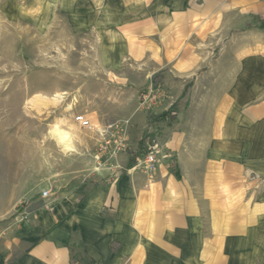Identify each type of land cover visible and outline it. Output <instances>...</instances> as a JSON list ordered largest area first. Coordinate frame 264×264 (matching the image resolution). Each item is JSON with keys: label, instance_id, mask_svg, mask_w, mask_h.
I'll return each instance as SVG.
<instances>
[{"label": "crops", "instance_id": "0c3cea01", "mask_svg": "<svg viewBox=\"0 0 264 264\" xmlns=\"http://www.w3.org/2000/svg\"><path fill=\"white\" fill-rule=\"evenodd\" d=\"M40 1L26 16L95 37L77 110L128 148L0 217V264H264V0ZM151 83L164 99L140 108Z\"/></svg>", "mask_w": 264, "mask_h": 264}, {"label": "rangeland", "instance_id": "374dc122", "mask_svg": "<svg viewBox=\"0 0 264 264\" xmlns=\"http://www.w3.org/2000/svg\"><path fill=\"white\" fill-rule=\"evenodd\" d=\"M41 3L0 0V217L6 221H21L37 188L82 181L91 169L109 165L110 155L96 158L104 138L74 120L84 103L81 86L98 75L95 37L69 33L62 17L26 16ZM226 39L220 36V47ZM55 123L70 132L74 151L60 150L49 132Z\"/></svg>", "mask_w": 264, "mask_h": 264}, {"label": "built area", "instance_id": "2783aa9c", "mask_svg": "<svg viewBox=\"0 0 264 264\" xmlns=\"http://www.w3.org/2000/svg\"><path fill=\"white\" fill-rule=\"evenodd\" d=\"M164 91L160 86L149 84L145 88L141 89L139 92V107H149L154 104H159L164 99ZM74 120L76 123H78L83 128H92V122L90 119L86 118L83 114H77L74 116ZM108 130H115V133L113 134L112 139L106 138V135L103 137L104 141L99 146L100 152H105L107 150L108 146L112 147V155H116L119 151L123 150L126 147L125 138L123 137V134L120 133V127L115 125H108ZM102 133H105L102 131ZM108 133V131H106ZM158 162L157 153L155 148H150L145 156L141 159L142 166L148 170L152 171L155 168L156 163ZM40 196L43 198H46L49 196V189H43L40 192ZM28 217V212L26 211V208L23 209L20 220H24Z\"/></svg>", "mask_w": 264, "mask_h": 264}, {"label": "bare ground", "instance_id": "6f19581e", "mask_svg": "<svg viewBox=\"0 0 264 264\" xmlns=\"http://www.w3.org/2000/svg\"><path fill=\"white\" fill-rule=\"evenodd\" d=\"M62 96L63 93H55L53 95V97L57 98H61ZM49 132L63 153L74 151L71 134L68 130L60 127L57 123H55L50 127Z\"/></svg>", "mask_w": 264, "mask_h": 264}, {"label": "trees", "instance_id": "16d2710c", "mask_svg": "<svg viewBox=\"0 0 264 264\" xmlns=\"http://www.w3.org/2000/svg\"><path fill=\"white\" fill-rule=\"evenodd\" d=\"M169 113V111H165L162 112L160 115L157 116V118L163 117L165 115H167ZM142 143V141L140 142V144ZM135 160L134 158H130L128 163H127V168H130L133 164H134Z\"/></svg>", "mask_w": 264, "mask_h": 264}]
</instances>
